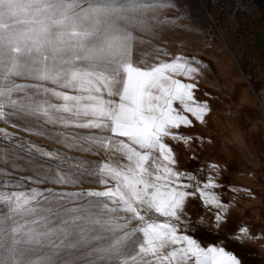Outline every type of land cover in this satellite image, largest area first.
I'll use <instances>...</instances> for the list:
<instances>
[{"label": "rangeland", "instance_id": "1", "mask_svg": "<svg viewBox=\"0 0 264 264\" xmlns=\"http://www.w3.org/2000/svg\"><path fill=\"white\" fill-rule=\"evenodd\" d=\"M172 4L0 0V102L16 107H6V116L0 117V129L9 134L0 133V190L74 193L114 186L88 175L98 173L101 163L124 162L118 153L88 141L89 133L99 131L49 124L35 104L44 99L61 103L51 91L76 94L63 85L86 76L118 78L128 63L151 67L176 55L196 58L200 63L192 64L198 69L192 78H176L195 84V98L207 101L210 112L204 123L190 116L194 126L178 130L192 137L188 143L170 138L166 142L176 160L172 167L194 173L201 181L213 179L220 187L212 191L227 211L204 206L197 193L186 200L178 228L202 246H224L238 253L242 264H264V0ZM43 151L54 156L41 157ZM57 173L79 177V182L55 183ZM30 176L45 182L24 179ZM17 180L24 187L4 183ZM55 199L64 202L63 208L77 207L83 214L69 226V236L61 241L64 233L56 230L65 217L45 227L46 211L16 214L0 229V264H87L93 258L89 250L103 243L92 238L106 235L122 222L120 216L128 215L92 211L85 203L96 198ZM38 207L56 205H44L41 198ZM217 213L223 220L217 222ZM37 218L40 224L34 223ZM241 225L247 226L249 236L237 242Z\"/></svg>", "mask_w": 264, "mask_h": 264}, {"label": "snow or ice", "instance_id": "2", "mask_svg": "<svg viewBox=\"0 0 264 264\" xmlns=\"http://www.w3.org/2000/svg\"><path fill=\"white\" fill-rule=\"evenodd\" d=\"M154 2L160 6H173L172 0ZM188 15L191 18L190 13ZM194 62L200 63L196 58L176 55L170 61L151 67L128 63L123 66L118 78L98 74L63 85L76 94L52 90L51 96L61 103H49L47 99L36 103L49 124L98 130L99 134H88V141L118 153L124 162L119 166L101 163L98 173H88L98 175L99 183L103 185L110 182L114 185L104 190L74 193L36 188L29 191L0 190V205L4 206L0 211V229L21 212L32 215L38 210L46 211L47 214L42 217L45 227L49 223L56 224L57 218L65 217L56 229L64 233L60 238L64 241L77 214L81 219L83 214L77 207L63 208L64 202L55 198H67L66 202L72 198H96L85 203L92 211L128 215L120 216L122 222L110 227L106 235L92 238L103 243L89 250L88 256L93 258L87 264H242L233 251L213 244L202 246L198 239L180 232L178 228L186 200L197 193L204 206L227 211L219 195L212 191L220 187L213 179L201 181L194 173L177 171L172 167L176 160L172 147L166 142V138H170L188 143L192 137L178 130L194 126L190 116L204 123L205 116L210 112L207 101L200 102L195 98L196 85L176 78L183 76L191 79L192 74L198 71L192 66ZM47 94L48 90H45V96ZM6 107L16 109L0 102V117L6 116ZM53 111L61 115L51 114ZM0 133L9 135L3 129ZM39 155L53 157L54 153L43 151ZM24 179L34 183L45 182L31 176ZM53 182L75 184L79 182V177L57 173ZM4 183L24 187L19 180ZM41 198L44 205H56L55 209L38 207ZM100 198L111 201L114 206L110 207ZM216 220H223V216L217 213ZM34 223L40 224L41 218ZM45 234L48 233H41L42 236ZM248 236L247 226L241 225L236 241L240 242L241 237Z\"/></svg>", "mask_w": 264, "mask_h": 264}, {"label": "trees", "instance_id": "3", "mask_svg": "<svg viewBox=\"0 0 264 264\" xmlns=\"http://www.w3.org/2000/svg\"><path fill=\"white\" fill-rule=\"evenodd\" d=\"M237 255H239V254L237 253Z\"/></svg>", "mask_w": 264, "mask_h": 264}]
</instances>
